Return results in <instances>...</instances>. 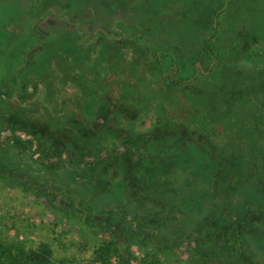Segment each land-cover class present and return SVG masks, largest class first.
<instances>
[{
  "label": "rangeland",
  "instance_id": "1",
  "mask_svg": "<svg viewBox=\"0 0 264 264\" xmlns=\"http://www.w3.org/2000/svg\"><path fill=\"white\" fill-rule=\"evenodd\" d=\"M233 1L0 0V110L30 148L11 144L0 154L8 237L50 245L68 264H102L97 251L112 239L135 264H264V0ZM205 40L221 60L210 61ZM130 140L138 154L151 153L167 188L136 190L128 165L113 160ZM213 167L222 169L215 179L255 178L250 195L216 185L215 196L206 190L198 203H180L178 183L209 189ZM229 195L225 225L248 205L253 212L250 227L234 231V250L209 240L211 229L190 240L230 211ZM68 200L89 221L112 222L111 231L53 206ZM134 220L153 229L130 246ZM156 237L185 239L174 254Z\"/></svg>",
  "mask_w": 264,
  "mask_h": 264
},
{
  "label": "trees",
  "instance_id": "2",
  "mask_svg": "<svg viewBox=\"0 0 264 264\" xmlns=\"http://www.w3.org/2000/svg\"><path fill=\"white\" fill-rule=\"evenodd\" d=\"M224 1H228V0H224ZM240 1L241 0H234L233 4L236 2H240ZM233 4H231V5H233ZM228 6L229 5L227 2L225 8ZM225 8H222L221 10H219L218 11L219 13L217 12L218 15L216 13L211 18H213V20H214L216 15L219 17L221 15V13L225 10ZM236 10L239 11L240 9L237 8ZM209 15H210V13L208 14V17H210ZM213 20H212V22H210V24H212V25H213ZM208 40H210V39H208ZM208 40L203 41V50H204L205 54L210 58L211 62H215L216 59L221 60V56L219 55L220 56L219 57L216 54L214 48L212 47V45L209 43ZM196 64H197V66H199L198 65L199 63H196ZM14 72H15V74L17 72L18 77L21 78L19 75L20 71L18 68H16ZM15 74H14V78L16 80ZM21 81H22V79H21ZM21 86H22V82L20 83L19 87L21 88ZM124 93L125 92H123L122 94H124ZM3 97H4V94L0 93V98H3ZM32 103H33V101H30L28 104H26V105L24 104L23 106H28V105H31ZM114 104H116V103H114ZM0 116L2 118V124H0V154L7 151L11 144H15L24 150H29L30 148H28V145L24 144V141L22 139L23 137H21L18 134V129L20 128V126L16 123L11 124V122H10L11 117L8 116V114H6L5 112H3L1 110H0ZM6 132H9V133L6 134ZM147 137H148V140L151 141L150 136H147ZM124 147L126 148V149L124 148V151H116L113 154V158H114L113 160L115 162H120L123 160L128 165L126 177L127 178L132 177V179L135 183V188L137 191L138 190L139 191L146 190V191L150 192V191H153L154 188L160 187L162 189H165L169 186L168 184L157 183V178L154 174L155 167H153L151 164V153H148L147 155L146 154L143 155V154H138V152H135L136 150L134 148L136 146H135V142H133L132 140L127 142ZM30 153H31V156L33 158L36 157L35 153H33L32 150H30ZM131 154L136 156V159L133 161L130 158ZM96 160H98V159H96ZM221 170H222L221 167H219L218 171L220 173H221ZM7 176H8V171H6V169H1L0 170V178H2L4 181H6L8 179ZM250 177H252V176L248 175V173H247V176L245 177V179L233 178V181L231 183L228 180L224 181V179L222 177L216 178L212 181L213 183L210 187V191H212L216 185H219V186L226 185V186L230 187V184H232V186L236 185L237 188L242 187V188L246 189L247 185L249 187V182L254 181V179H255L253 177L252 178H250ZM216 180H218V181H216ZM178 187L181 190L182 189H193V191L195 188L194 185L192 184V182L188 183L187 181L179 182ZM249 189H246V192H244L245 194H247V196L250 195V193L248 192ZM192 195H193V193L191 194V196ZM53 206L57 210L65 213L67 216L78 217L81 215L82 219H83L82 221L84 222L83 224H86V225L91 224L94 228L104 229L105 231H111L110 226H112V222H110V221H108V223L102 222L103 223L102 224L100 221H96L93 218L89 221L88 220V216H89L88 211L83 209L82 207H79L77 204L71 202L70 200L60 204L59 206H57L56 203H53ZM259 208H261V207H259ZM80 211H82L83 213ZM127 213L125 212V214H127ZM252 213L253 212H250L248 214L252 215ZM224 221H225V218H222L219 221V223H216L213 225L212 222L207 220V221H205L204 229H199V232L197 233V231H196L195 233L200 234L202 236V238L205 239V236H204L205 235L204 234L205 228L211 229L212 233L211 234L208 233L209 240H211L212 242L215 241L214 235H217L218 233H220L219 236L222 238L221 239L222 242H220V244L222 245V247L232 249V248H234L233 247L234 243H232V234L234 233L235 230L238 232H242V229H239L237 227V225L242 223L243 220H242V218H240V219L238 218L237 220H235V222L232 225H230L229 227L226 226V228H224L225 224H222V223H224ZM127 225H128L127 226L128 235L126 234L127 235L126 238H129V240H128L129 245L131 243V240L138 239L140 237V232L142 230L151 231L153 229V227H151L148 222H146L145 224H142L141 222H139V220L138 221L134 220L132 222L130 221L127 223ZM156 231H158V230L156 229ZM115 235H116L115 232H113V237H115ZM126 235H123V236H126ZM234 235L235 234H233V236ZM156 238L157 239L156 240L154 239V240H155V242H157V246L161 250L172 251L174 254H178V252H179L178 250L182 244V241L185 239V237H178L179 239H176V240H171L170 238H162V237H156ZM188 238L192 241L195 239L196 240L202 239L198 235L197 236H190ZM170 246H172V247H170ZM198 251L201 253L200 250H198ZM97 252L99 254L98 261H100L102 264H135L134 260L132 259V257L130 255H125L126 249H123L121 251L117 248V246L114 245L113 239L110 240V242L108 243V245L106 247L100 248ZM114 254H116L118 257L113 256ZM193 255H196V251L193 253ZM0 264H68V263H66V261H64V260L57 259L54 255L53 249L51 248L50 245H42L40 248L28 247L24 243V241H22L21 239L14 238V237L13 238L8 237L6 230L3 227H0Z\"/></svg>",
  "mask_w": 264,
  "mask_h": 264
},
{
  "label": "flooded vegetation",
  "instance_id": "3",
  "mask_svg": "<svg viewBox=\"0 0 264 264\" xmlns=\"http://www.w3.org/2000/svg\"><path fill=\"white\" fill-rule=\"evenodd\" d=\"M164 135H166V136H170V137H172L174 140L175 139H178V137H179V140L180 139H182V136H181V133L180 132H174L173 130H167L166 132H164ZM148 136H150V140H151V143H154V141H156L158 138H159V136H160V134H158V133H153V134H150V135H148ZM215 172V173H214ZM218 172V169H215V167H213V171H211L210 173L211 174H209L210 176H212V181L215 179L214 178V174H216ZM220 174V173H219ZM229 181L230 183L233 181V179L231 180V179H224V181ZM202 182H203V180H202ZM234 186V185H233ZM233 186H232V184H230V188L233 190ZM195 188H194V191H193V189H182L181 190V192H180V194H181V196L183 195L184 196V198L183 199H180L179 198V202L180 203H183V202H187L189 199L191 200V202L193 203V204H195V203H198L201 199H202V197H201V193L203 192V191H206V190H210V188L208 189H204L203 188V185H202V183H201V185H199V186H194ZM187 193H189V195H190V197H189V195H187ZM193 193V195L191 196V194ZM207 193H212L213 194V196H215V192H214V189H213V191H210V192H207ZM216 198V197H215ZM230 203H232V195H229V198H228V200H227V202H225V203H223V204H226V205H228L229 206V208H230ZM247 209H249V211H243V213H242V216L241 217H238L239 219L240 218H242V220H243V222L242 223H240L239 225H237V227L239 228V229H244V228H247V227H250L249 225H248V220L250 221V219H252V215H250V214H248V213H250L251 211H250V206L248 205L247 206ZM260 209V208H259ZM229 213H233V211H232V209L230 208V211H226L224 214H223V217L222 218H225L224 217V215H227V214H229ZM229 216V215H228ZM219 221L220 220H216L214 223H213V225L214 224H216V223H219ZM247 221V222H246ZM250 223V222H249ZM222 224H224V223H222ZM230 226V224H226V225H224V226H227V227H229ZM220 233H218L217 235H214V239L215 240H218V238H220V240L222 239L220 236ZM201 238H202V236L201 235H199ZM234 238V236H232V239ZM234 247V246H233ZM233 250H234V248H233Z\"/></svg>",
  "mask_w": 264,
  "mask_h": 264
}]
</instances>
